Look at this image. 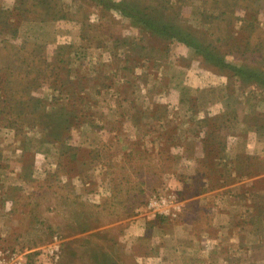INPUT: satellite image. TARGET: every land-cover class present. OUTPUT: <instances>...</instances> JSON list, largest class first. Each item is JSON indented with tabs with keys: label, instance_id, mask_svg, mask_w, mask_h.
<instances>
[{
	"label": "rangeland",
	"instance_id": "obj_1",
	"mask_svg": "<svg viewBox=\"0 0 264 264\" xmlns=\"http://www.w3.org/2000/svg\"><path fill=\"white\" fill-rule=\"evenodd\" d=\"M0 264H264V0H0Z\"/></svg>",
	"mask_w": 264,
	"mask_h": 264
},
{
	"label": "trees",
	"instance_id": "obj_2",
	"mask_svg": "<svg viewBox=\"0 0 264 264\" xmlns=\"http://www.w3.org/2000/svg\"><path fill=\"white\" fill-rule=\"evenodd\" d=\"M199 46H201V45H199ZM205 48V47H204ZM216 48V47H215ZM215 48H214V50H215ZM199 49V48H198ZM203 49V48H202ZM203 50H205V49H203ZM217 56L216 57H218V58H220V63H221V65H222V68L223 69H225V70H227L228 71V69L230 70V71H232V70H234L235 71V69H237L238 71L240 70H242V69H244V68H240V67H236L235 65H232V63H228L226 60H225V56L224 55H222V53H218L217 52V54H216ZM223 63V64H222ZM244 70H250L249 68L248 69H244Z\"/></svg>",
	"mask_w": 264,
	"mask_h": 264
}]
</instances>
